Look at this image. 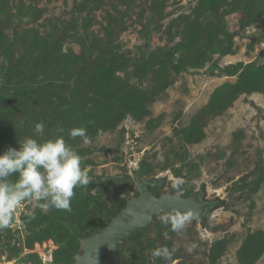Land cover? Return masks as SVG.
I'll list each match as a JSON object with an SVG mask.
<instances>
[{"label": "rangeland", "instance_id": "374dc122", "mask_svg": "<svg viewBox=\"0 0 264 264\" xmlns=\"http://www.w3.org/2000/svg\"><path fill=\"white\" fill-rule=\"evenodd\" d=\"M245 4L0 0V154L16 128L34 130L43 121L38 136H62L80 155L90 183L79 189L97 198L99 208L90 210L97 218L100 208L116 212L122 200L137 196L133 173L143 165L152 169L143 180H165L160 195L204 190L207 201L223 202L205 226L195 218L178 234L158 218L138 235L136 248L131 243L137 236L127 243L121 261L129 263L135 250L153 264L159 258L152 250L168 246L176 249L170 264H244L242 245L258 232L264 238V181L252 192L259 174L264 177V91L239 90L251 78L264 83V0ZM166 55L172 63L164 66ZM145 61L156 70L142 68ZM238 65L229 75L226 68ZM107 86L117 95L146 92L145 115L129 109L133 100L121 104L111 94L119 119L115 127L99 128L110 108L103 102ZM24 104L31 113L17 109ZM79 127L87 129L89 142L69 136ZM178 177L185 181L181 191L172 186ZM73 203L71 216L79 213ZM37 210L35 201L25 202L0 230V264L54 262L67 249L49 237L31 246L25 220ZM70 226H62L59 239L68 240ZM189 245H195L192 252ZM251 262L264 264V254Z\"/></svg>", "mask_w": 264, "mask_h": 264}, {"label": "clouds", "instance_id": "9594fccd", "mask_svg": "<svg viewBox=\"0 0 264 264\" xmlns=\"http://www.w3.org/2000/svg\"><path fill=\"white\" fill-rule=\"evenodd\" d=\"M44 130L43 121L35 124L34 133L43 135ZM69 136L89 142L84 127L72 128ZM18 144V149L9 147L0 154V230L11 225L25 202L35 201L42 214H47L50 209L71 211L74 189L90 183L87 171L81 167L80 155L62 136L43 141L28 137L18 139ZM184 183L183 178H176L173 189L181 191ZM32 218H35V213ZM193 219L195 214L191 210H175L159 217L161 224L178 234ZM163 234L165 237L168 235L167 231ZM194 247L189 245L186 250L192 252ZM175 251V247L161 246L153 249L151 254L170 264Z\"/></svg>", "mask_w": 264, "mask_h": 264}, {"label": "trees", "instance_id": "16d2710c", "mask_svg": "<svg viewBox=\"0 0 264 264\" xmlns=\"http://www.w3.org/2000/svg\"><path fill=\"white\" fill-rule=\"evenodd\" d=\"M255 0H236L237 4H244L245 3H250L253 2V5H257V0L254 3ZM239 6V5H238ZM236 8V7H235ZM200 23V22H199ZM178 47H183L182 45H178ZM26 53V52H25ZM15 55H11V60L13 61L12 63L15 64L17 60L14 59ZM116 59L117 63L122 64L121 59ZM19 60V59H18ZM142 61V60H141ZM124 63V62H123ZM172 63V60L170 58V56L166 55L164 56L161 65H170ZM163 66V67H164ZM142 68H145L146 71L151 68V69H155V65H150L149 61H145L143 62ZM233 68H235L234 70H232ZM242 68L241 65H238L236 67H228L226 68V71L228 72L229 75H235L238 70H240ZM156 70V69H155ZM154 70V71H155ZM157 72V71H156ZM147 74L145 73L144 76H146ZM246 75V74H245ZM242 78V77H241ZM262 85V82H260V80L258 78H251L250 82L248 84H246V86H241L239 87V90L241 91H256V90H262L264 91V83ZM102 87V86H101ZM245 87V88H244ZM248 87V88H246ZM28 91L30 92V90L28 89ZM164 91V90H163ZM25 90V93H29ZM106 96L103 99V102H106L107 105L110 107L109 110L107 112H105L102 116V121L103 123L98 125V127L100 128H105L107 127V129H110L111 127H115L117 122L116 120L119 119L118 115L116 114V112H113L112 110V105L117 107V102H115V100H113L111 98V94L115 95L116 97H118L117 99L123 102H127L133 100V102H136L134 105L130 106L129 109L136 114V116H143L145 115V112L143 111V106L145 105V101L147 98V93L142 91V90H137L134 96H131V94L129 93V91L124 90L123 92H121L120 94H116V92L114 91V94L112 92V88L110 86H107L106 89L104 91H102ZM99 93H101V90L99 91ZM20 94V91H15L12 94V97H17ZM31 92L29 95V98H31ZM28 98V97H27ZM2 101L5 100V97L0 98ZM120 101V102H121ZM123 102H121V104H124ZM25 105V104H24ZM115 107V108H116ZM142 108V112H139V109ZM17 109L19 110H23V112L26 113H31L32 109H30L27 105L25 106H19ZM115 111V110H114ZM99 112L94 113L92 116L94 119H99V114H97ZM142 113V114H141ZM46 115H49L48 113H45ZM116 114V115H115ZM115 117V118H114ZM52 118L50 117L49 120H51ZM98 129V128H96ZM28 137H32V138H36L40 141H43V137L38 136L37 134L34 133V130L30 128L28 129H24V131H21V129L16 128L12 135H10V137L8 138V142H4V140L7 138V136L5 137V139H3L2 144L4 143L6 150L9 147H14V148H19L20 145L18 144V139L19 140H24L25 138ZM46 140V139H45ZM5 150V151H6ZM152 174V169L150 168H146L141 167V170L138 171V175L139 177L143 178L146 177L147 175ZM264 181V177H263V173L259 174V177L254 181V187L252 189L253 193H256L261 185V183ZM75 195L72 198V201H74L73 205L75 206V210H79V213L77 215L71 216L72 215V209L74 208L71 207V211H65V210H56V209H52L49 214H42L40 209L33 212L35 213V218H32V214L29 216V218H27L25 221V223L28 226V229L30 231V239H31V246H33V244L37 241H43L45 239L52 238L53 240H55V242L61 246L62 248H67L66 250H63V253H59L57 254V256H55L54 259V263H58V264H71L73 263V260H70L71 258H73V256L78 252V250L81 247V240L94 234L95 232L99 231L102 227H104L105 225H107L110 221V219L116 215H118L126 206L127 204V200H122V208L116 212L110 211V210H101V208L98 210L100 212V216L97 218L95 215L92 214L91 211L96 212L98 207L97 203V198L94 196H91L90 193H88L87 191L85 192L84 189H79L76 188L74 189ZM193 191L192 190H188L185 194V196H190L192 195ZM74 199V200H73ZM71 201V204H72ZM91 210V211H90ZM76 211V213H77ZM74 217H76L75 219H73ZM103 218V220L101 221V219ZM100 219V220H99ZM67 224H71V229H72V235L68 238V240L65 242L64 240L59 239L60 237H58L60 234L59 232H61V228L66 227ZM144 232H141L139 234L142 235ZM138 239V236L132 241L131 245L132 247L136 248V240ZM13 249V248H12ZM135 256L134 257H130L128 258L129 262H133L134 264H149L150 259L148 256V254H144L142 251H135ZM262 254H264V238L261 232L255 233L254 235H252L251 237H249L246 242L242 245V248L240 250V259L244 264H248V262L251 260L253 263L257 258H260L262 256ZM34 255L30 254L28 255L29 258L33 257ZM27 257V258H28ZM27 258H25L24 260H26ZM126 259V258H125ZM127 260V259H126ZM165 263L163 260L158 259L156 261V264H163ZM32 264H42V262L40 261H34Z\"/></svg>", "mask_w": 264, "mask_h": 264}, {"label": "water", "instance_id": "95a60500", "mask_svg": "<svg viewBox=\"0 0 264 264\" xmlns=\"http://www.w3.org/2000/svg\"><path fill=\"white\" fill-rule=\"evenodd\" d=\"M137 196L127 201L125 208L112 217L99 231L81 240L80 252L72 264H134L120 260L124 247L140 232L155 225L161 214L175 210H191L203 226L212 211L222 206L218 198L207 201L204 190L185 198L181 194H163L164 179L152 177L143 180L133 173ZM42 264H58L46 261ZM63 264V263H62Z\"/></svg>", "mask_w": 264, "mask_h": 264}, {"label": "flooded vegetation", "instance_id": "af4514ba", "mask_svg": "<svg viewBox=\"0 0 264 264\" xmlns=\"http://www.w3.org/2000/svg\"><path fill=\"white\" fill-rule=\"evenodd\" d=\"M201 191V190H200ZM197 192H199V191H197ZM196 193V192H195ZM195 193H193L192 195H190V196H183V197H185V198H188V197H191V196H193ZM121 260V259H120ZM123 261V260H122ZM125 262V261H124ZM127 263V262H126ZM133 263V262H132ZM153 264H156V263H153ZM163 264H166V263H163Z\"/></svg>", "mask_w": 264, "mask_h": 264}, {"label": "bare ground", "instance_id": "6f19581e", "mask_svg": "<svg viewBox=\"0 0 264 264\" xmlns=\"http://www.w3.org/2000/svg\"><path fill=\"white\" fill-rule=\"evenodd\" d=\"M46 261H49V260H46Z\"/></svg>", "mask_w": 264, "mask_h": 264}]
</instances>
